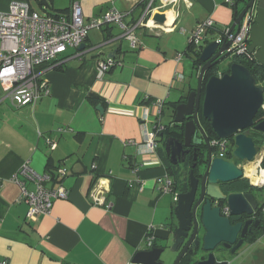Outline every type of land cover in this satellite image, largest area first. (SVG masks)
<instances>
[{
  "label": "crops",
  "instance_id": "0c3cea01",
  "mask_svg": "<svg viewBox=\"0 0 264 264\" xmlns=\"http://www.w3.org/2000/svg\"><path fill=\"white\" fill-rule=\"evenodd\" d=\"M11 1L0 0V11H6ZM22 1L31 6L29 0ZM53 1L49 0L48 10L68 13L75 0H64L62 6H54ZM76 1L86 20L115 8L125 13L126 23H134L148 18L144 11L150 0ZM160 3L153 0L152 6ZM167 10L173 12L170 23L166 24V18L158 27L149 23L137 29L142 45L136 48L130 47L114 24L91 29L84 48H68L42 68L48 95L22 106L8 98L7 103L0 101V261L136 264L132 256L148 247L147 235L152 236L151 246L170 239L174 201L171 196L173 204L169 202L159 190L167 172L157 152L143 154L138 146L143 138L141 116L144 108L154 111L152 100L162 99L161 114L149 117L145 125L151 128L157 119L164 124V108L170 113L168 103L184 96L185 54L193 67V53L185 51L189 33L210 17L214 26L203 44L216 40L232 22L233 4L174 0L163 13ZM107 58L120 64L99 75L98 62ZM175 71L183 74L182 81L173 79ZM89 93L99 97L96 105L88 101ZM48 140L55 143L53 149ZM156 140L159 145V136ZM25 162L37 173L54 176L43 186L55 188L61 183L68 191L66 198L54 199L49 214L35 219L26 217L20 187L10 179ZM58 167L65 169L60 178L53 173ZM21 178L26 188L34 189L33 181ZM94 192L102 194L105 204L94 202ZM261 255L254 257L255 264H263Z\"/></svg>",
  "mask_w": 264,
  "mask_h": 264
},
{
  "label": "water",
  "instance_id": "95a60500",
  "mask_svg": "<svg viewBox=\"0 0 264 264\" xmlns=\"http://www.w3.org/2000/svg\"><path fill=\"white\" fill-rule=\"evenodd\" d=\"M242 1L244 6L238 10V2ZM248 14L247 23L250 24L248 51L253 54L255 60L264 66V0H236L233 3L232 22L229 25L228 33H236L239 30L242 20ZM167 18L166 13L156 12L152 16L155 25L164 24ZM231 40L226 36L221 42L213 40L204 46H199V59L202 62L197 73L196 86L179 102L175 107L173 122L183 123V138L178 140L167 137L164 143L165 152L169 155L172 163L184 160L185 154L192 146H199L203 141L207 145V159L205 169L202 173L200 184V197L193 204L198 178L193 171H189V190L179 192L177 200L172 206V214L177 219V227L171 229L172 242L167 245L148 246L134 253L131 262L136 264H163L162 253L167 249L170 252H177L179 246L188 236L189 223L194 218L195 211L204 195L210 198H224L218 183H226L243 178V169L236 163V159L252 162L260 152V145L253 138L250 128L264 134V120L255 122V117L260 111L264 101V86L256 84L251 72L236 61H230L229 71L222 75H211L203 85L204 73L211 67L218 65L227 56L232 55L229 49ZM85 43L79 45L78 49L84 48ZM203 92V94H202ZM202 95V98H201ZM96 108L103 113L100 105ZM199 109L201 116L210 122L211 129L218 138H232L233 147L231 159L214 156L211 150L210 139L199 122ZM184 147H186L184 149ZM196 148L193 149V163L196 162ZM205 182L207 183L205 185ZM249 201L254 204L249 193H229L227 206L229 213L238 215L247 212ZM206 203L202 208L201 225L204 229L202 238V249L204 251L213 249L221 241L232 243L228 236H234L240 226L239 223L230 226L226 218L219 217L218 208L208 209ZM234 220L238 216L233 217ZM247 223L244 224L245 230ZM196 234L194 228L189 235L183 249L175 257L172 264H178L186 252V248ZM167 242V241H165ZM197 241L195 242V244ZM215 257L208 258L196 264H228L226 261H215Z\"/></svg>",
  "mask_w": 264,
  "mask_h": 264
},
{
  "label": "built area",
  "instance_id": "2783aa9c",
  "mask_svg": "<svg viewBox=\"0 0 264 264\" xmlns=\"http://www.w3.org/2000/svg\"><path fill=\"white\" fill-rule=\"evenodd\" d=\"M150 0L144 11V16L148 18L144 21L141 17L134 23H126L124 20L125 13L111 8L106 12L85 19L82 13L80 3L73 1L68 13L50 14L34 10L27 1L13 0L10 2L6 11H0V88L5 93L4 97H8L11 102L17 106L33 104L40 98L50 93L49 84L43 77L42 68L51 61H56L68 48L77 49L87 38L89 30L100 28L103 25L114 24L129 43L131 48L142 45L137 35V29L148 26V20L157 10L166 8L174 0H161L160 5L152 6ZM226 3L233 4L235 0H225ZM168 11V10H167ZM166 11V12H167ZM165 12V11H164ZM248 14L242 20L239 30L234 33H228L229 26L224 27L220 36L216 39L221 42L222 37L226 36L231 40L229 49L232 54L239 56H253L248 51L250 24L247 23ZM152 25L158 27L159 25ZM214 26L212 18L208 17L198 22L188 35V43L199 47L209 28ZM176 60H180L181 54L175 56ZM120 64L113 58H107L98 62L99 75L104 74L109 68ZM220 75V74H219ZM173 79L176 81L183 80V74L175 71ZM0 100V101H1ZM154 108L150 112L144 108L141 119L143 121L142 142L138 143L143 154L155 153L158 143L157 136L164 128L159 119L154 126L148 128L145 122L149 117H159L163 106L162 99H154L151 101ZM260 111L264 113V101ZM59 131H62L59 128ZM53 149L55 143L47 141ZM129 143H135L129 140ZM212 146L217 148L218 157H224L230 146L228 138H212L210 140ZM264 154V147H260V152L255 157L256 172L255 175L264 178V168L260 166ZM53 173L59 178L65 175V169L56 168ZM244 173V168H243ZM24 179L34 182V189H28L25 186ZM50 173H37L27 162L23 163L19 169L11 176V181L20 187V200L27 205L26 217L35 219L37 215H47L50 213L53 201L56 198H66L68 191L61 183H57L55 188H46L44 182L52 180ZM256 186H263L264 179L255 182ZM2 182L0 180V188ZM174 183L170 176L165 175L160 179V192L170 194L174 202L177 200L178 191L174 190ZM92 198L96 204H105V199L99 192H94ZM109 207V205H108ZM264 214V207H263ZM226 211V208H225ZM145 243L151 246L152 236L147 235ZM0 264H9L6 260H1Z\"/></svg>",
  "mask_w": 264,
  "mask_h": 264
},
{
  "label": "flooded vegetation",
  "instance_id": "af4514ba",
  "mask_svg": "<svg viewBox=\"0 0 264 264\" xmlns=\"http://www.w3.org/2000/svg\"><path fill=\"white\" fill-rule=\"evenodd\" d=\"M256 120V119H255ZM256 122V121H255ZM251 132L254 133H261L260 131H256L253 128H250ZM207 135V134H206ZM209 138V136L207 135ZM231 138H228L230 141ZM211 140V139H210ZM186 147H184L185 149ZM196 148L199 151L200 157L199 160L195 162V166L192 167V163H187L186 168L188 171L187 174V184L189 182V171L192 170L194 175L198 178V184L194 195L193 204L199 199L200 197V184L202 180V173L205 169L206 165V159H207V145L204 143V141L199 146H192L189 148V152L185 154V157L190 153L193 152V149ZM212 154L214 156L217 155V148L215 146H211ZM167 154V153H166ZM169 160L170 157L167 154ZM184 157V160H185ZM231 155L228 153L225 154V159H231ZM183 160V161H184ZM183 161H180V156L177 158L176 163L172 164H181ZM240 163V162H239ZM237 163V164H239ZM244 174V173H243ZM207 183L205 182V185ZM219 188L223 195H225L224 198H210L206 195L203 196L201 202L196 208L195 211V219L196 224L194 222V218L192 217L189 227L190 230L188 232V236L184 238L183 243L181 246H179L178 251L174 252L175 257L180 252L181 249H183L185 243L188 240L189 235L192 233L193 229H196V234L189 243V245L186 248V252L183 255V257L180 259L178 264H196L197 262L204 261L208 258L209 254L211 257H215V261H226L228 264H241L243 261H250L252 264H255L254 257L258 255V252L253 255L252 248L254 245L260 240V238L264 235V214H263V207H264V194L260 191V189H263L264 191V185L263 186H256L251 181L250 178H248L246 175L243 178H239L230 182L218 183ZM189 190V186L187 185V190ZM229 193H242L246 194L249 193L254 201V204L249 201V206L247 208V212H242L238 215H232L229 213V208L227 206V196ZM208 204V209L212 208H218V216L223 217L227 219V222L230 226H233L237 223L240 224L238 227V230L234 236H228L229 239H232V243H228L225 241H221L218 244L214 246L213 249L204 251L202 249V238L204 234V229L201 225V215H202V208L205 204ZM226 208V211H225ZM238 216L237 220H234L233 217ZM177 219L173 215L172 222H171V229H175L177 227ZM247 223L245 230H243L244 224ZM261 232L260 234H258ZM172 238L170 237L167 242H164L161 245H171ZM197 243L195 244V242ZM174 257V259H175ZM174 259L169 263L172 264ZM163 264H165V261H163Z\"/></svg>",
  "mask_w": 264,
  "mask_h": 264
},
{
  "label": "trees",
  "instance_id": "16d2710c",
  "mask_svg": "<svg viewBox=\"0 0 264 264\" xmlns=\"http://www.w3.org/2000/svg\"><path fill=\"white\" fill-rule=\"evenodd\" d=\"M37 4H38V6L40 7V9L43 12L50 13V14L58 13V12H52V11L47 9V5L50 4L49 0H37ZM144 6H145V2H144ZM103 26H106V25H103ZM104 31L106 33V29ZM109 35L111 36L112 33L109 34ZM185 51L186 52L190 51V52L193 53V56L191 57L192 58V65H193V68L196 69V74H197L199 68L202 65V62L199 59L200 49L196 48L195 46H193V45L188 43L187 44V48H186ZM232 56L238 58V60L236 62L241 63L243 66H245L251 72V74L253 75V77H254V79L256 81V84H258L260 86H264V66L263 65H260L255 60V58L253 56H251V57L247 56L246 57V56H239V55H235V54H233ZM217 66L218 65H215V66L209 68L204 73L203 85L205 84V82L207 81V79L211 75H213V74H215V75L223 74V73H226V72L229 71V67L225 71H220ZM55 67L62 69L61 65H57ZM194 88L195 87H193V86H189L188 90H187V93H189ZM187 93H186V95H187ZM202 94H203V92H202ZM186 95H184L178 101L168 103V105L170 106L169 108L171 109L170 110L171 118L174 115L176 105L179 102L184 101L183 98ZM201 98H202V95H201ZM87 99L93 105H96L98 103V101H100L99 97L94 95V94H92V93L88 94ZM163 103H164V101H163ZM255 119H256L255 120L256 122L264 120V113L262 111H259L257 113ZM199 122H200L202 128L204 129L205 133L209 136V139L217 138L216 134L211 129L210 122L201 116L200 109H199ZM183 129H184L183 123L176 124V123L173 122V119H170V124H168V125L164 124L163 130L158 133L159 141H162V146L158 145L157 149H156V152H157V154H158V156H159V158H160V160L162 162V165L164 166V168H165V170L167 172V175L170 176L172 178V180H173L174 190H176L178 192H185L187 190V185H188L187 184V174H188V171H187L186 165L189 162L193 163V152H190L185 157V160L181 164H172L170 162L166 152H165L164 143H165V139L167 137H173V138H176L178 140H182V138H183ZM253 138H254V140L256 142L259 143L260 141H264V134H262V133H254L253 134ZM229 147L230 148L227 150V153L229 155H231V150H232V147H233V139L232 138L230 139V146ZM195 151L197 153V155H196V161H197V160H199L200 154H199L198 149H195ZM260 166L262 168H264V154H263L262 160L260 162ZM53 177H52V179H53ZM260 233L261 232H259L258 234H260Z\"/></svg>",
  "mask_w": 264,
  "mask_h": 264
},
{
  "label": "rangeland",
  "instance_id": "374dc122",
  "mask_svg": "<svg viewBox=\"0 0 264 264\" xmlns=\"http://www.w3.org/2000/svg\"><path fill=\"white\" fill-rule=\"evenodd\" d=\"M29 1L31 3V6L35 10H37L39 12H43L40 9V7L38 6V4L34 0H29ZM63 1L64 0H54L53 1V4H54V6H62L63 3H64ZM243 6H244V3L242 1H239L238 2V8H239V10ZM187 42H188V38H187ZM187 42H186V44H187ZM203 43L204 42H202L200 44V46H204L206 44V43L205 44H203ZM122 44H123V46H127V42L125 40H122ZM187 52L189 53L190 51H187ZM183 54H185V53H183ZM185 56H186V58L184 57V60H185V67H184V75H185L184 95H186L189 85L195 87L196 86V81H197L196 69L190 66V63H191L190 61L191 60L189 59V57L187 56V54H185ZM237 60H238V58H236V57H234L232 55H229V56H227V58H225L221 62H219L217 67H218V69L220 71H225L230 66V61H237ZM4 95H5V93L0 88V100L4 97ZM7 98L8 97L4 98L1 102L4 101V103H7L8 101H5V99L6 100L9 99V98L8 99ZM3 106H4V104H3ZM0 108H2V107L0 106ZM170 119H173V117L171 118V112L169 113V111L166 110V108H164V111H163V114H162V117H161V122L164 123V124H166V125H168V124H170ZM259 145H260L261 148H263L264 147V141H260L259 142ZM159 146H162V141H159ZM230 158H232V157H230ZM235 161H236V163H239L240 162L239 165L242 166V167L248 166L247 165L248 162L245 161V160L242 161V160L236 159ZM252 162H254V161H252ZM253 164H255V163H253ZM260 191L262 192V194H264L263 189H260ZM166 197H167L166 199L169 202L172 203L171 195L170 194H167ZM257 252H262L261 257H262L263 264H264V235L260 238V240L252 248L253 255H255V253H257ZM174 257H175V253L174 252H170L167 249L161 255V258L164 259L165 264H169L174 259ZM241 264H252V263H251V260L250 261H247L246 260V261H243Z\"/></svg>",
  "mask_w": 264,
  "mask_h": 264
},
{
  "label": "bare ground",
  "instance_id": "6f19581e",
  "mask_svg": "<svg viewBox=\"0 0 264 264\" xmlns=\"http://www.w3.org/2000/svg\"><path fill=\"white\" fill-rule=\"evenodd\" d=\"M172 14H173V12L170 10L166 12V15H167L166 24L170 23V20L172 19ZM149 23L152 24L153 22L149 21L148 24ZM253 163H255V162H248L247 163L248 166L247 167L244 166L243 168H244V176L246 175L248 178L250 177L252 179V182L255 183L256 181H258V180L260 181V179H264V178H262V176L259 177V176L255 175L256 165Z\"/></svg>",
  "mask_w": 264,
  "mask_h": 264
},
{
  "label": "clouds",
  "instance_id": "9594fccd",
  "mask_svg": "<svg viewBox=\"0 0 264 264\" xmlns=\"http://www.w3.org/2000/svg\"><path fill=\"white\" fill-rule=\"evenodd\" d=\"M233 55V54H232ZM217 75H219V74H217ZM220 75H222V74H220ZM256 157V156H255ZM254 162H255V159H254ZM242 167V166H241ZM242 169H243V167H242ZM244 175V174H243ZM179 193V192H178Z\"/></svg>",
  "mask_w": 264,
  "mask_h": 264
}]
</instances>
